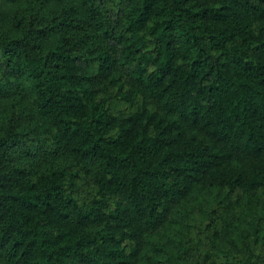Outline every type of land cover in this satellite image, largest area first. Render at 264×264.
<instances>
[{
  "label": "trees",
  "instance_id": "trees-1",
  "mask_svg": "<svg viewBox=\"0 0 264 264\" xmlns=\"http://www.w3.org/2000/svg\"><path fill=\"white\" fill-rule=\"evenodd\" d=\"M263 155L264 0H0V264H264L211 253Z\"/></svg>",
  "mask_w": 264,
  "mask_h": 264
},
{
  "label": "rangeland",
  "instance_id": "rangeland-1",
  "mask_svg": "<svg viewBox=\"0 0 264 264\" xmlns=\"http://www.w3.org/2000/svg\"><path fill=\"white\" fill-rule=\"evenodd\" d=\"M179 138L184 141L192 140L195 143L208 141V138L199 131L185 132ZM43 165H49V162H43ZM90 165L95 173L98 174L97 164L95 162H90ZM255 167L264 170V155L255 160H231L225 164L224 168L230 175L240 173L243 177L249 178L251 170ZM208 181L210 182V191L203 189L201 194L194 193L193 196L188 197L184 202L189 205V208L194 210L196 216H200V218L204 219L205 216L197 211V206L201 205L209 208V206L213 205L217 200H224L223 204L226 206V221L222 223L220 228L221 231L215 237L211 247V253L217 255L224 250H237V248H239L238 246H241L243 243L241 239L242 236L248 239V245H250L251 223L253 219L259 221L260 217L263 218L260 226L262 232L259 234V245L261 246L264 243V196L259 191L252 189V197H249L245 187L241 186L238 192L229 196L228 199L225 198V194H221L218 199L215 200L218 194V189L215 186L217 185V180L213 176H210L208 177Z\"/></svg>",
  "mask_w": 264,
  "mask_h": 264
}]
</instances>
